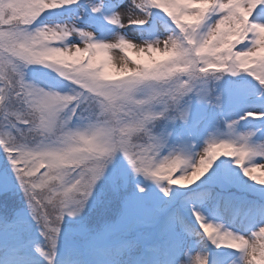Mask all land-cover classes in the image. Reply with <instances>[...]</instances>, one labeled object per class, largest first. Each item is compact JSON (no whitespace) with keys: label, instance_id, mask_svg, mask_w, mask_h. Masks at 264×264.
Instances as JSON below:
<instances>
[{"label":"snow or ice","instance_id":"snow-or-ice-1","mask_svg":"<svg viewBox=\"0 0 264 264\" xmlns=\"http://www.w3.org/2000/svg\"><path fill=\"white\" fill-rule=\"evenodd\" d=\"M17 2L27 3L28 0H17ZM86 2L93 14L103 15L104 21L112 26V33L120 32L124 34V38L128 36L122 30H127L131 26L139 28L150 21H153L154 24L158 23L163 27V31L168 33L169 49L179 43L188 51L187 70L178 77L145 76L129 81L124 89V94L127 99L134 102L135 110L122 130V138L103 143L95 150L94 156L79 160L70 174L55 188L51 185L57 178L49 175L47 168H37L29 164L32 156V142L26 136L28 125L20 120L18 113L9 112L5 109L0 115V130H5L18 142L0 143V151L7 157L15 177L14 185H10L7 180H0V190L8 191L18 185L19 190L23 193L26 208H21L13 213L5 202L3 214H0V232H12L19 238L18 252H22L29 245H34L35 251L44 258L46 264H56L65 218L81 217L86 208L95 207L101 202L99 196L93 198L97 184L105 179L109 166L122 158L128 165L132 180L135 181L137 194L146 196L148 193V188L136 179L143 177L145 181L153 183L162 195L156 196L155 200L148 206L145 205V201L140 195H129L123 201V211L119 220L115 223L105 224L99 232L92 233L86 221L81 219L78 224V234L88 241L94 257L93 264H118V257L121 255L122 249L136 242L116 245H111L109 242L114 236L135 224L151 222L158 223L161 230L172 237L165 264H204L202 253L206 251L195 249L191 245L186 247L187 239L197 235L201 236V242L211 243L205 233L224 231L226 227L209 221L196 204L189 205L194 219L188 221L182 211V205H177L173 200L165 198L172 196V186L183 187L182 185L187 184L190 187L195 184L209 173L214 162L217 161L218 163L215 164L216 171H219L222 165H229V171H233L231 166L234 165L240 170L242 177L247 176L242 168L237 167L234 157L230 154L222 155L219 153H217L210 168L195 183H193L195 174L187 180L176 179L174 176L169 178L167 169L175 163L186 160L190 164L181 171H190L191 164L200 161L205 152L209 155L212 154L224 141L235 144L241 151L246 152L249 155L248 163H264V143L250 141L246 137H239V140L244 141L242 144L239 143L233 139L239 121L236 119L224 120L228 131L226 133H210L204 141L202 149L195 151L196 145L190 142L196 134L194 127L169 129L168 125L174 124L175 121H182L185 126L189 124L190 110L185 98L194 92L201 101L222 109V96L214 95L211 90L204 91L198 87L200 84L207 83L209 76H216L219 79L217 74L220 72L232 76L247 74L253 77L260 86V96L264 97V76H261V67L254 62L249 63L253 57L264 54V48L257 47L261 42H264V34L256 36L249 31L247 35L241 36L240 42L235 45L228 42L220 43L217 33L220 29L229 27L228 21L233 15L229 10L230 0H213L211 5L204 3L203 0H170L169 8L176 13L175 16L166 15L168 9H161L154 5L151 0H118L107 14L103 12L100 4L92 3L91 0H86ZM121 3H123V7L120 6ZM79 4L80 0H68L67 3L57 7L45 9L37 18V23H43L41 17L51 10L59 8L72 10V5ZM200 9H205V11L202 12ZM240 11L243 14V9ZM250 20L264 23V2L256 7ZM181 21L184 22L183 26L180 24ZM56 28L58 31L78 35L82 40L87 38L85 30L91 29L81 28L75 22L58 24ZM91 30L95 32V30ZM224 34H221L220 39H223ZM100 38L106 39L107 37ZM131 39L136 41L134 38ZM228 39L235 41L237 37L233 35L229 36ZM88 42L92 43L91 40ZM148 45L157 47L160 45V41L159 39L145 40L144 46L147 47ZM227 48H231V52L228 53L229 56L243 61L239 67L235 69L225 68L224 65L218 64L214 59L218 53ZM162 52L163 48L161 47L157 52L159 57L155 58L164 59ZM77 55L81 54L73 53L67 58L72 59L73 56ZM82 55L87 56V53ZM101 56L102 54L98 53L93 59L99 63L102 60ZM135 62L144 63L141 60ZM123 67L127 68V63ZM79 71L86 73L88 69L82 66ZM62 76L64 80L70 81L74 85L68 95L64 97L65 100L70 101L68 111L73 118L80 117L83 119V113L98 98H102V94L98 88L90 86L83 76H71L69 74H62ZM164 80H179V83L172 87H165L162 86ZM16 96L15 87L6 80L4 75L0 74V98H4L0 100V109L8 101H12L10 106H14L15 100L13 98ZM248 117H253L264 124V104H261L258 109L245 112L239 119L247 120ZM173 132L181 140L182 147L169 148V138ZM255 134V132H251L249 137H254ZM100 135L103 136L105 133L101 132ZM166 148L169 150L165 153ZM221 157L231 159L220 160ZM237 175L239 176V173ZM211 179L213 177H209V180ZM128 184V171L114 168L112 174L106 178V185L114 196H120L124 193ZM254 185L257 184L254 183ZM259 186L264 190V185ZM31 222H34L38 227L42 239L23 238L24 234L31 228ZM202 224L204 225L203 228L201 227ZM196 225L199 226V230H197ZM14 264H31V262L19 260L15 261ZM63 264H88V262L81 258L79 253L72 251L66 255Z\"/></svg>","mask_w":264,"mask_h":264},{"label":"clouds","instance_id":"clouds-1","mask_svg":"<svg viewBox=\"0 0 264 264\" xmlns=\"http://www.w3.org/2000/svg\"><path fill=\"white\" fill-rule=\"evenodd\" d=\"M67 2L68 0H28L27 3H19L17 0H0V74L12 83L17 92V96L13 98L14 106H10L12 101H8L0 109V115L5 109L18 113L20 120L28 125L26 136L32 142L29 164L37 168H47L49 175L57 178L51 185L54 188L70 174L79 160L94 156L95 150L103 143L122 138V130L135 110L134 102L124 94L129 81L145 76L178 77L187 70L188 62V51L182 45L177 43L169 49L166 32L159 37L140 39L134 43L130 37L124 38V34L120 32H113L106 39H101L94 31L86 29L87 38L82 40L78 35L57 30L56 25L68 22L37 23V18L43 10ZM151 2L161 9H168L166 15H176L169 8L170 0ZM203 2L211 5L213 0ZM262 2L264 0H230L229 10L233 15L228 21L229 27L218 31L219 42L235 45L240 42V37L247 35L249 31L256 36L264 34V23L250 20L256 7ZM180 24L183 26L184 22L181 21ZM222 33L225 34L223 39H220ZM233 35L237 39L229 41L228 37ZM156 39L160 41L157 47L144 46L145 40ZM89 40L92 43H89ZM161 47L164 59H156L153 54ZM257 47L264 48V42ZM117 49L119 51L113 56L111 53ZM129 49L146 54L148 60L142 64L130 60L126 55ZM85 52L87 56L82 55ZM230 52L231 48L223 49L214 59L225 68L235 69L243 61L229 56ZM73 53L81 55L68 59ZM98 53L103 57L99 63L93 59ZM253 62L261 67V76H264V54L253 57L249 63ZM125 63L127 68L123 67ZM34 65L55 72L61 78L62 74L83 76L90 86L100 90L102 98H98L88 107L83 113V119L77 117L73 122V116L68 111L70 101L64 99L69 92L45 89L31 82L27 77L31 66ZM82 66L88 69L86 73L79 71ZM217 75L219 79L209 76L207 82L221 80L224 73ZM177 83L179 80H164L162 86L172 87ZM101 132L105 135H100ZM251 132L254 131L236 132L233 139L241 144L244 141L239 140V137H246L251 141ZM17 142L5 130H0V143ZM256 142L264 143V139ZM217 153L230 154L235 158L237 167L242 168L252 182L264 185V163H248L249 155L235 144L226 141L221 142L212 154L205 152L200 161L191 164L190 171H181L189 166V161L173 164L167 169L169 178L179 173L174 176L176 179L187 180L195 174V183L210 168ZM205 235L216 248L224 247L239 253L230 264H264V225L258 226L247 235L229 228L207 232ZM202 255L204 264H210L209 253L203 252Z\"/></svg>","mask_w":264,"mask_h":264},{"label":"rangeland","instance_id":"rangeland-1","mask_svg":"<svg viewBox=\"0 0 264 264\" xmlns=\"http://www.w3.org/2000/svg\"><path fill=\"white\" fill-rule=\"evenodd\" d=\"M92 3H97L100 4L102 7V10L105 14H107L112 5L116 4L118 2V0H91ZM121 7H123V3L120 4ZM60 9V8H59ZM62 22H75L77 23L81 28H91L93 30H95V33L98 37H108L112 34V26L107 24L104 19H103V15L101 14H93L91 9L88 6V3L82 2L81 4H79L75 10L70 11L68 14L62 15V16H55L54 20H45L44 23H48V24H53V23H62ZM154 29H156L157 34L154 35ZM124 31L125 35L130 37V38H134L136 40H140V39H152L155 37H159L160 35H162L164 33L163 28L157 26V24H153V28H152V21H150L148 24L144 25L143 27H137V26H131L130 28H128L127 30H122ZM79 42V41H76ZM135 43V41H133ZM119 50H113V56L115 54V52H118ZM126 55L130 58V60L132 61H136V60H141L143 62H146L148 60V57L146 54H137V51L134 49H129L126 53ZM154 57H159V53H154L153 54ZM101 58H103L101 56ZM115 59V57H114ZM37 81L39 83L40 87H44L45 89H54L56 91H60V92H66L65 91V87L59 83V85L56 88H51L47 85V82L49 81H55L54 78L46 76L44 74H38L37 76ZM245 93L247 94V96L249 97V104L248 105H243L241 106V108L235 109V107L229 108L228 110V120H233L236 119L238 120V124L236 126V131L237 132H243V131H247V130H251L250 126L246 127L245 124H242L244 120L239 119L241 116L244 115L245 112L247 111H252L255 109H258L259 106V100H255L257 99L259 96L256 95V92L253 93L251 91H247V89H245ZM243 93V94H245ZM254 99V100H253ZM194 111V109L192 110ZM202 117L204 118V114L201 113L200 115H198L195 120H193L191 122V127H194L196 129V135H197V141H196V149L195 151H200L204 145V141L207 139L208 135L211 134H215L217 133V130L214 126V123L209 125L207 124L208 127H204V123L205 121L202 120ZM202 120V121H201ZM250 128V129H249ZM264 139V133H262L259 136V140ZM258 140V141H259ZM179 148L182 147V142L180 139H177L176 142L174 143V145L171 148ZM0 166H1V162H0ZM124 171H128V167H125ZM242 174V173H241ZM5 179L7 177V172L5 171L4 173ZM206 180V176L203 177ZM245 180H249V178L244 177ZM144 180V179H143ZM203 180V179H202ZM145 182V181H144ZM146 182L148 183V186H146ZM145 185L148 189H149V195L148 197H145V195L143 194V196L141 197L143 200L144 199H150V200H155L156 196L158 195H162V193L159 192V190L156 188V186L149 182L146 181ZM170 199H172V196L169 197ZM212 198L211 195L208 196L206 194L198 197L195 199L194 196H191L190 199L188 201H186V205H184V203L182 204V211H184V215L186 220L188 221H192L194 218L192 217L191 214V209L189 207L190 204H196V206L199 208V210L202 212V214L211 222L215 223V224H222L224 225L226 228H229L233 231H237L240 232L241 234H245L247 235L248 233H250L251 231H254L258 228V226L260 225H264V212H263V208H260L257 205H254L251 207L252 202L250 203V207H247V205L244 207L246 210H248V214L250 215L251 211L255 212V224L254 225H250V219L251 217H249V215H247L246 217H243V219H240L238 222H235L234 219H230L231 217V213H229V217L227 216V212L225 214V218H223L224 221H219L218 220V216H216L213 212V206H212ZM226 204V205H225ZM224 206H228L230 205L228 202L226 203V201L224 200L223 203ZM230 219V220H229ZM197 230H199V226L196 225ZM129 231V229L127 230ZM202 235V234H201ZM165 240L166 245L169 247V242L172 239V237L165 233L164 231H162V236L159 238V240ZM206 240V237L204 238ZM121 242V239H119V237H116V239L113 237L112 241H110L109 243L111 245H116L119 244ZM136 243L129 245L128 247L124 248V252H125V256H120V258H118V264H133L135 262V259L137 258L138 254H143V258H142V264H152V263H156V264H165L166 260L168 259V253H165L164 251H160V250H151L148 249L147 253H144V251L146 250L145 246H143V242L141 241H135ZM193 246L195 249H204L206 252L209 253V258H210V264H230V261H232L233 259H235L236 256L239 255V253H236L234 250L232 249H228V248H216L214 245H212L210 242H207L206 244L201 242V236H191L187 239L185 246ZM162 246V245H161ZM211 251H215L213 256L211 254ZM220 251V252H219ZM2 255V254H0ZM9 255H15V254H9ZM19 260H24L21 259L20 257H14V256H7L6 259L2 260V258L0 257V264H14L15 261H19ZM31 262V264H41L40 262L30 259L28 260ZM159 261V262H158ZM137 263L139 264V262L137 261Z\"/></svg>","mask_w":264,"mask_h":264},{"label":"trees","instance_id":"trees-1","mask_svg":"<svg viewBox=\"0 0 264 264\" xmlns=\"http://www.w3.org/2000/svg\"><path fill=\"white\" fill-rule=\"evenodd\" d=\"M47 14V13H46ZM45 14V15H46ZM44 15V16H45ZM42 18V17H41ZM31 68H35L38 70H48L43 68L42 66H31ZM254 88L260 87L258 82L254 80L253 77L248 76L247 74H238L236 76H232L231 74H224L222 79L219 81H209L204 84H200L198 87L202 90L208 91L211 90L213 94L216 90H224L229 85L237 86L240 82L250 81ZM186 102L188 97L185 98ZM164 123V122H162ZM180 124H177L179 126ZM169 129H171L172 124L168 125ZM176 127V125H175ZM231 158L221 157L220 160H230ZM123 160L122 158L118 159L113 166L109 169L106 173L105 179H102L97 184V190L93 193V198L95 199L97 196L100 197V203H98L95 207L86 208L84 213L81 214V217H77L75 219H67L65 218V222L62 225V230L65 229L64 226L69 227L70 236L73 239H76L77 242L80 244L81 249L83 247H88L89 243L86 239L82 238L78 234V224L81 219H84L89 226V229L92 233L99 232L103 229L105 224L115 223L119 220V217L123 211V201L130 195L132 191L133 180L132 178L129 181L127 190L122 193L120 196H114L111 194L110 190L106 185V178L112 174L114 168L119 169L120 166L119 161ZM0 161L2 166L9 172V177L12 181L11 185L15 184V177L12 172L11 166L7 160V157L4 155L2 151H0ZM218 163L214 162L213 168L209 170L207 173L206 180L202 177L198 180L195 184L191 185L190 187H180V186H173V194L179 193L180 190L191 189L193 187H201L204 186L206 183L207 186H214V188H221L228 192H236V193H247L251 191L253 194H263L264 190H262L261 186L254 185V182L251 180L246 181L242 180L237 174V169L234 165L231 167L234 169L233 171H229V165H222L219 171L215 170V164ZM209 177H213V179L209 180ZM203 179V180H202ZM186 183V182H181ZM5 202H7V206L12 210L14 213L16 210L21 208H26V202L23 198L22 191L19 190L18 185L15 188H10L8 191L0 190V214H3V210L5 207ZM151 202L145 201V205H150ZM91 205V201H90ZM158 223L151 222V223H141L135 224L134 226L128 228L131 233H134L135 230H142L145 226L149 228L156 227ZM126 229L125 231H127ZM29 236L34 235L36 240L42 239L39 235V229L36 227L34 222H31V228L26 232ZM66 238V237H65ZM67 239V238H66ZM65 240V239H64ZM40 256V255H37Z\"/></svg>","mask_w":264,"mask_h":264}]
</instances>
